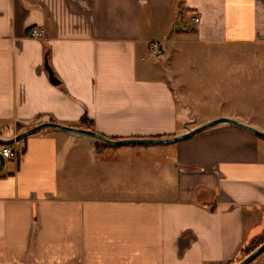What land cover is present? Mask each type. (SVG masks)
Wrapping results in <instances>:
<instances>
[{"label":"crops","instance_id":"0c3cea01","mask_svg":"<svg viewBox=\"0 0 264 264\" xmlns=\"http://www.w3.org/2000/svg\"><path fill=\"white\" fill-rule=\"evenodd\" d=\"M238 1L0 0V137L47 121H90L113 140L177 135L150 42L171 48L194 16L204 41L264 39V0ZM246 7L259 24L238 23ZM9 146L0 264H229L250 243L248 220L264 221V140L234 126L161 147L50 129Z\"/></svg>","mask_w":264,"mask_h":264},{"label":"rangeland","instance_id":"374dc122","mask_svg":"<svg viewBox=\"0 0 264 264\" xmlns=\"http://www.w3.org/2000/svg\"><path fill=\"white\" fill-rule=\"evenodd\" d=\"M249 2L238 1L242 4ZM230 8L234 10L233 6ZM240 10L244 12L242 8ZM255 10L254 7V13ZM246 11L252 16L245 15L238 23L243 22L247 26L260 23L252 14L251 7H246ZM184 33L180 41L158 55L166 60L165 77L175 94L180 132L186 130L187 122L199 125L219 116L232 117L264 131V39L251 42L204 41L197 37L191 25L190 30ZM150 55L153 54L150 52ZM9 161L6 159V166ZM124 178L130 180V177ZM141 179L143 184L151 181L148 175ZM135 180L134 177L133 182ZM262 218L259 217L256 223L249 219L245 225L247 242H250L244 246L247 251L258 247L264 240ZM244 257L239 253L237 259L241 261ZM237 259L229 264L237 263ZM249 264H264V251Z\"/></svg>","mask_w":264,"mask_h":264},{"label":"water","instance_id":"95a60500","mask_svg":"<svg viewBox=\"0 0 264 264\" xmlns=\"http://www.w3.org/2000/svg\"><path fill=\"white\" fill-rule=\"evenodd\" d=\"M47 54L48 51L45 54V68L48 71L49 74V79L52 83L58 84L59 80L55 76L54 72L52 71L51 67L48 64L47 61ZM223 125H229V126H234L236 128H239L243 131H246L248 133H251L255 135L256 137L263 139L264 140V131L253 127L251 125H248L246 123H243L235 118L231 117H225V116H219L217 118L211 119L205 123H202L200 125H197L195 127H189L186 126V131L178 134V135H173V136H168V137H150V138H127V139H118V140H113L109 137H106L92 128H82V127H74V126H69L65 125L62 123L58 122H53V121H47V122H42L37 125H34L22 132H20L18 135L15 137H12L10 139H4L0 137V145L2 146H7V145H12L13 143L28 137L30 135L39 133L41 131L45 130H60L64 131L67 133H70L72 135H79V136H84L87 138H91L94 140H97L101 143L111 145V146H117V145H125V144H131V145H168L172 144L175 142H179L182 140L189 139L191 137H194L198 135L201 132H204L206 130L213 129L218 126H223ZM6 165V159L5 157L1 154L0 152V172H2L5 168ZM264 251V242L261 243L256 249H254L250 254H248L246 257H244L241 261L235 263V264H249L252 262L259 254H261Z\"/></svg>","mask_w":264,"mask_h":264},{"label":"built area","instance_id":"2783aa9c","mask_svg":"<svg viewBox=\"0 0 264 264\" xmlns=\"http://www.w3.org/2000/svg\"><path fill=\"white\" fill-rule=\"evenodd\" d=\"M191 21H192V24L197 25L200 22V18L197 16H194L191 19ZM180 28H181V31L187 32L190 30V24H182ZM29 34L32 37H41L43 32L38 28H34L30 31ZM149 51L151 52V54H153L155 56L161 55L163 52V49L161 46V41H157V40L151 41ZM1 154L5 157V159H8V158L12 157L13 151H12L11 147L9 145H7V146H3L2 150H1Z\"/></svg>","mask_w":264,"mask_h":264},{"label":"trees","instance_id":"16d2710c","mask_svg":"<svg viewBox=\"0 0 264 264\" xmlns=\"http://www.w3.org/2000/svg\"><path fill=\"white\" fill-rule=\"evenodd\" d=\"M85 125H86V127L87 128H92V124H91V122L90 121H85ZM264 242V240L261 242V243H263ZM260 243V244H261ZM257 247V246H256ZM256 247H254V248H252V249H248V251H247V249H246V247H243V248H241L240 250H239V253L240 254H242V255H244V256H247L250 252H252ZM236 259H237V257H236ZM239 261V258L236 260V262H238Z\"/></svg>","mask_w":264,"mask_h":264}]
</instances>
